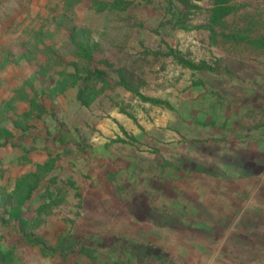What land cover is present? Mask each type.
<instances>
[{
	"label": "crops",
	"instance_id": "1",
	"mask_svg": "<svg viewBox=\"0 0 264 264\" xmlns=\"http://www.w3.org/2000/svg\"><path fill=\"white\" fill-rule=\"evenodd\" d=\"M80 2L0 0V44L14 39L33 44L28 53L18 44V62L2 66L0 117L7 135L0 133V184L13 186L17 177L36 171L37 163H46L37 191L49 188V181L56 183L59 195L54 204L66 215H53V207L46 209L47 198L42 197L38 204L44 205L33 209L40 216L36 226H42L34 235L45 243V238L53 237L51 247L73 251L78 246L74 231H97L103 240L110 237L106 241L118 237L122 249L145 245L156 249L151 248L150 255L145 250L137 256L136 251L122 255L120 264H152L168 258L175 263L236 262V256L218 250L232 248L227 243L231 225L238 224L239 216L246 217V225L248 216L264 214V36L236 56L221 93L189 100L178 121L170 109L156 104L152 123L142 124L141 118L133 116V120L123 112L110 95H80L88 80L78 69L83 61L91 62V56L90 60L82 56L84 45L81 49L71 44L59 54L50 46L48 54L57 56L38 58L44 34L60 36L62 31L69 41V27L88 26V19L77 13ZM84 3L88 11L91 1ZM65 14L71 19L58 29L52 23L45 27L53 16L56 20ZM5 48L14 52L9 44ZM31 59L38 60L32 63ZM34 70L51 72L46 82L53 97L46 99L38 86L34 93L22 84L26 78H37ZM28 79V85L35 84L36 80ZM103 82L109 84L105 76ZM100 96L108 116L97 120L94 103ZM41 98L45 105L39 103ZM103 123L116 133L113 141L107 132L96 138L94 129H102ZM116 129L134 139L136 129H150V146L136 149L120 139L124 135ZM183 137L189 143L181 142ZM92 246L93 241L88 247ZM62 263L66 262H58Z\"/></svg>",
	"mask_w": 264,
	"mask_h": 264
},
{
	"label": "rangeland",
	"instance_id": "2",
	"mask_svg": "<svg viewBox=\"0 0 264 264\" xmlns=\"http://www.w3.org/2000/svg\"><path fill=\"white\" fill-rule=\"evenodd\" d=\"M84 1H91L92 6L88 7V11ZM189 1L195 6H188L180 0H83L82 3L80 2L77 13L88 19V26L81 27L79 24L69 27L71 32L69 41L63 39L65 35L62 34V31L60 36L57 35V32L56 36L44 34L43 39H41L42 46L40 48L42 49L38 58L41 59L40 57L45 58L46 56L48 60H53L57 55L48 54L50 46L55 50L57 49L59 54L66 52L71 44L75 45L71 38L81 39L79 41L85 48L93 49L91 55H89L90 53L82 55L85 60H90L91 56V62L83 61V65L78 69L83 72L84 78L88 80V83L83 84L78 91L81 96L86 98L91 94L93 97L100 94L103 96L110 95L112 102L137 119L141 118L142 124L152 123L157 111L154 107L157 105L140 99L134 92L124 87L120 83L122 78L141 93L166 99L170 107L159 104L160 109H170L175 116V121H178L179 118L181 120L180 111H182V106L188 105L189 100H195L198 96L204 97L205 95L214 97L215 93L219 91L221 93L223 81L230 79L231 68L237 62L236 56L245 53L247 47L252 45V41H261L264 36V0H231L233 9L223 16L221 24L215 25L211 29L196 26L198 23H206L211 0ZM173 13H177L180 18L184 19L186 26L174 22ZM70 19L67 14L62 15L61 19L57 15L56 20L53 16L50 21L47 20L45 27H49V23H52L51 25L58 29V26L63 25L64 20L68 22ZM42 32L45 33L44 30ZM53 33L55 32L50 34ZM19 42L14 39L0 44V80H2V66L8 62H18V44H21L23 50L27 49V53L32 50V43L28 42L25 45V43ZM8 44L13 47L14 52L4 51ZM168 46L178 50L189 59L194 61L203 59L209 64H215L217 68L212 71L190 69L183 66L177 63L171 55L163 54ZM90 49L83 50L90 52ZM153 51L157 52L154 53ZM65 58L64 56L63 59ZM23 60L30 62L27 58ZM37 60H33L32 63H36ZM9 72L7 71L6 75ZM34 73L39 74L37 78L34 76L30 79L26 78L36 80L34 85H28L26 79L22 84H26L27 89L34 93H36L37 88L35 86H38L42 89L39 94L44 93L46 99L53 97L50 93L54 92L50 91L52 86L49 87L46 82L51 72L34 70ZM104 76L109 84H103ZM22 84L19 85L20 88H22ZM42 100L41 98L39 103L45 105L46 102ZM94 105L97 120L102 116H108L101 107V96ZM190 106L193 108V105ZM52 108L53 106L50 107V109ZM50 112L54 114V111ZM104 120L108 121L107 119ZM2 122L3 119L0 117V127H4ZM99 127L96 126L94 129L96 138L102 137L107 132L109 133L107 137L113 141L116 133H111V129H107L104 123L102 129ZM116 130L124 135L120 136L123 140L128 141L129 144L132 143L136 149L146 150L150 146V129H136L138 137L132 142L128 134H124L120 129ZM180 140L189 143V139L186 137ZM45 170L47 169L39 172L28 197L23 200L19 210L16 211L20 217L25 219L22 229L33 234L40 233L39 230L42 228V226H36L40 216L37 211H33L39 205H44L43 201L38 204L40 197L47 198L45 208L48 209L49 207V211H51L53 207L51 211L53 215H57L58 218L66 217L62 209L54 204L57 200L56 195H59V187L56 183L49 181L51 184L49 188L45 187V189L37 191L38 179ZM55 170L56 168L50 169L45 177L41 178L46 179ZM10 186L9 183L0 184V197L11 191L12 186ZM260 211L256 210L257 213ZM9 212V204H1L0 202V215L8 218ZM245 218V216H239L238 224L231 225L232 232H229L228 235L231 239L227 243L232 248L218 249L220 252L223 251L225 255L236 256V262L224 264H264V214L248 216L249 222L246 225ZM21 233L16 218H9L7 223L0 221V250L3 253V256L0 257V264H58L61 260L66 262L62 264H120L119 261H122L120 256L126 254L132 256L135 251L137 253H134V256H137L144 250L149 253L152 248L147 245L143 247L133 246L128 249L130 254L127 249L118 247V237L117 239L114 237L112 241H106L110 237L107 236L103 240L97 231H74L73 235L78 240V246L73 251L72 249L67 253L42 251L38 245L28 242ZM45 239L47 246L54 243L53 237ZM92 241L93 246L88 247ZM98 243L99 245H97ZM211 254L219 255L220 253ZM161 261L152 264H199L175 263L173 258H168V261ZM131 264L143 263L132 262Z\"/></svg>",
	"mask_w": 264,
	"mask_h": 264
},
{
	"label": "trees",
	"instance_id": "3",
	"mask_svg": "<svg viewBox=\"0 0 264 264\" xmlns=\"http://www.w3.org/2000/svg\"><path fill=\"white\" fill-rule=\"evenodd\" d=\"M180 1H183L184 4L188 6H195V4L190 3L189 0H180ZM232 9H233V4L231 3V0H211V5L208 8V17H207L206 23H198L196 24V26L206 27L208 29H211L213 26L221 24L223 16L229 13ZM172 19L177 24L181 26H186V21L180 18L177 13L172 14ZM71 40L72 41L74 40L75 45H77L79 48L82 49L83 45L79 41L81 39L71 38ZM83 49H85V47H83ZM83 52L85 55H87L88 53L87 50H83ZM153 52L155 53L157 51H153ZM163 54L171 55L177 63L182 64L183 66H186L190 69H207V70L214 71L217 68L215 64H209L203 59H198L196 61L189 59L183 56L178 50H175L169 46L167 47L166 51L163 52ZM120 83L123 84V86L126 87L127 89L134 92L140 99L144 101H148L150 103H155V104H163L164 106L170 107V104L166 99L141 93L137 90L136 87H133L132 85H130L127 81L123 80L122 78L120 80ZM123 112H125L128 116H130L133 120H135L133 115H131L130 113L124 110ZM120 130L123 131V129H120ZM0 133H2V135L4 136L7 135V131L6 129H4V127H0ZM129 138L131 140L134 139L133 135H130ZM45 168H46V163H43V164L37 163L36 171L26 173L22 175L21 177L16 178L11 191L6 192L5 194H3L2 197H0L1 204L6 203V204H9L10 206V212H9L8 218L2 217L0 215V221L2 223L3 222L7 223V220L9 218L11 217L16 218L18 220L19 229L22 232L21 234L26 238L28 242L38 245L40 250L42 251L49 250V251L55 252L58 250H64V252H66L70 250V247H65L63 249H61L58 245L55 247H49L45 243V240L43 237L34 235L30 231L23 230L22 228L24 227L23 224L25 223V219L23 217H20L16 212L17 210H19L20 204L23 202V200L28 197L32 187L34 186V183L37 180V177L39 176V172ZM2 256H3V253L0 250V257Z\"/></svg>",
	"mask_w": 264,
	"mask_h": 264
}]
</instances>
